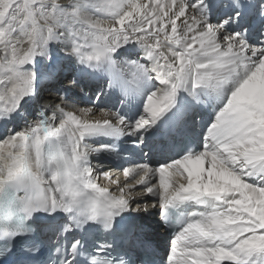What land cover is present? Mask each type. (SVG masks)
<instances>
[{
  "label": "snow or ice",
  "instance_id": "6c2138e0",
  "mask_svg": "<svg viewBox=\"0 0 264 264\" xmlns=\"http://www.w3.org/2000/svg\"><path fill=\"white\" fill-rule=\"evenodd\" d=\"M0 264H264V0H0Z\"/></svg>",
  "mask_w": 264,
  "mask_h": 264
},
{
  "label": "bare ground",
  "instance_id": "6f19581e",
  "mask_svg": "<svg viewBox=\"0 0 264 264\" xmlns=\"http://www.w3.org/2000/svg\"><path fill=\"white\" fill-rule=\"evenodd\" d=\"M45 100L46 101H50L51 103L53 104H56V103H59V100L56 98L55 95L53 94H45ZM49 115H51V113L49 112ZM135 159V157H134ZM95 160V158L93 159V161ZM116 162V161H115ZM103 166L105 167L106 170H111L115 175H119L120 176V180L121 182L123 183L124 181V177L122 176V174L119 172V168L118 166L117 167H111L112 165H110L109 163V160L105 159L103 161ZM101 183L104 185V186H108L110 187V190H114V186H110L108 185V183L106 181H101Z\"/></svg>",
  "mask_w": 264,
  "mask_h": 264
}]
</instances>
